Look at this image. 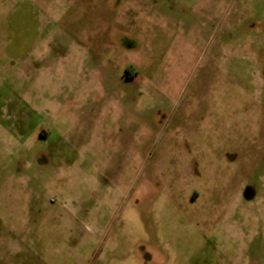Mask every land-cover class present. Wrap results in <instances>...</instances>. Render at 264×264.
Listing matches in <instances>:
<instances>
[{
  "label": "rangeland",
  "instance_id": "1",
  "mask_svg": "<svg viewBox=\"0 0 264 264\" xmlns=\"http://www.w3.org/2000/svg\"><path fill=\"white\" fill-rule=\"evenodd\" d=\"M0 264H264V0H0Z\"/></svg>",
  "mask_w": 264,
  "mask_h": 264
},
{
  "label": "flooded vegetation",
  "instance_id": "2",
  "mask_svg": "<svg viewBox=\"0 0 264 264\" xmlns=\"http://www.w3.org/2000/svg\"><path fill=\"white\" fill-rule=\"evenodd\" d=\"M39 136L42 138V139H44L43 137V135H41V133H39ZM247 187V186H246ZM245 191V196L247 195H249L248 193H250V191H251V189H250V187H248L247 189H245L244 190ZM192 202L194 203L195 202V200H192Z\"/></svg>",
  "mask_w": 264,
  "mask_h": 264
}]
</instances>
